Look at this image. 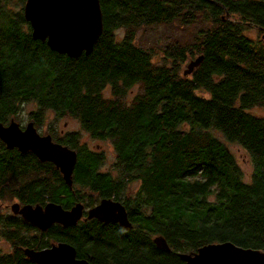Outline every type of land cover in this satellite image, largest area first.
<instances>
[{"label":"trees","instance_id":"16d2710c","mask_svg":"<svg viewBox=\"0 0 264 264\" xmlns=\"http://www.w3.org/2000/svg\"><path fill=\"white\" fill-rule=\"evenodd\" d=\"M29 1L0 0V121L29 101L36 124L45 111L72 116L94 139L111 141L119 171H101L103 154L67 133L57 141L77 153L69 188L53 164L4 152L0 140V191L14 187L20 200L63 207L82 197L81 188L98 191L124 204L132 226L91 218L38 236L22 218L0 215L1 235L12 243L0 264H36L23 247L58 241L90 264H188L183 255L228 241L264 252V114L252 110L264 108V40L244 34L248 25L264 28V0H98L100 32L91 51L76 56L32 37ZM173 23L196 27L194 41L165 47L164 61L155 63L135 36ZM188 55L202 60L181 73ZM214 132L250 155L247 181ZM29 174L35 178L23 181ZM136 180L138 189L127 194Z\"/></svg>","mask_w":264,"mask_h":264},{"label":"water","instance_id":"95a60500","mask_svg":"<svg viewBox=\"0 0 264 264\" xmlns=\"http://www.w3.org/2000/svg\"><path fill=\"white\" fill-rule=\"evenodd\" d=\"M30 1L27 15L32 25V37H46L50 49L76 56L81 51L89 53L101 28V12L98 0H33ZM30 17H29V13ZM261 39L264 40V28ZM202 55L190 60L184 73H190L199 65ZM0 140L6 148H18L20 152L31 150L40 161L52 162L62 174L64 182L72 187V172L77 160V153L68 145L54 142L50 134L40 135L34 122L30 120L21 128L11 118L7 125L0 122ZM83 205L75 203L69 209L59 203L47 202L44 206L18 203L11 205L14 214L46 230L53 222L63 227L74 226L82 217ZM97 218L104 222H118L123 227H131L127 212L122 203L102 199L88 210L87 218ZM154 242L158 248L168 251L165 240L157 236ZM25 255L36 264H90L84 258H78L75 247L58 241L48 247L34 250L24 249ZM188 264H264V252L243 248L232 242L213 243L198 249L194 256L183 255Z\"/></svg>","mask_w":264,"mask_h":264},{"label":"rangeland","instance_id":"374dc122","mask_svg":"<svg viewBox=\"0 0 264 264\" xmlns=\"http://www.w3.org/2000/svg\"><path fill=\"white\" fill-rule=\"evenodd\" d=\"M24 6H25L24 14L28 18L26 11L27 4H25ZM32 6H33V0H30V6H29L30 11ZM29 17H30V13H29ZM196 30L197 28L194 26L181 27L177 23H173L172 25L168 24L157 27H148V28L140 29L137 32L135 36V41L139 46L152 50L153 61L155 63H161L164 61V59L162 58L163 55L162 53L164 52L165 47L169 48L172 45H174V43H177L184 47L190 46L192 40L194 41L193 36H195ZM115 34L118 37L123 36L124 29H120L116 31ZM244 34L249 38H251L252 40L257 41V40H261L262 30L254 25H248L244 30ZM195 57H196L195 55L194 56L188 55L183 62L179 63V71L182 73L183 70L187 68V64L190 62V60H192ZM138 89H139L138 86H134L131 92L128 94L129 97ZM34 110H37L35 102L29 101V102L20 103L16 113L14 115L7 116L6 121L9 122V119L13 117L14 120L23 127L27 124L29 120H31V118H33L31 117L30 112ZM252 110L253 112L264 114L263 107L255 106L252 108ZM34 125L36 127V130L40 134L41 133L43 135L51 134L53 140L64 137L60 135V130H64L65 132L67 131L77 132L80 142L83 145H85L89 149H100L101 152L104 154L103 163L100 167V170L105 172L108 171L113 176L118 175L119 170L116 163L117 160L116 153L113 149L111 141L108 139H104V140L94 139L88 134V132L82 129L78 119L69 115L56 116L51 111H45L42 114L40 122L38 124H36L35 122ZM214 135H216L220 140H223L227 144V146L229 147V149L236 158L243 179L247 181L248 178H250L252 172V162L250 155L238 144L225 141L222 135L219 134L218 132H214ZM28 177L35 178V175H31V174L26 175V177L23 178V181H26ZM138 186H139V182L137 180L131 181V183L127 187L126 193L131 194L132 192H135L138 189ZM13 188L14 187L5 188L4 190L0 191V207H1L0 212L5 213L2 214L3 217L5 215L11 214L10 207L13 203L17 202V198L15 194L11 192V189ZM80 194L83 195L86 202L98 198L95 191L88 190L86 188H81ZM11 249H12V243L0 237V253H8L11 251ZM195 254H190V255L194 256Z\"/></svg>","mask_w":264,"mask_h":264},{"label":"flooded vegetation","instance_id":"af4514ba","mask_svg":"<svg viewBox=\"0 0 264 264\" xmlns=\"http://www.w3.org/2000/svg\"><path fill=\"white\" fill-rule=\"evenodd\" d=\"M30 25H31V22H30ZM31 29H32V25H31ZM11 118H13V117H11ZM10 118V119H11ZM10 119H9V121H10ZM31 120L35 123V120H34V118H31ZM30 121V120H29ZM28 121V122H29ZM0 122H2V121H0ZM3 124H5V125H7L9 122H7L6 120L4 121V122H2ZM18 123V122H17ZM19 124V123H18ZM20 125V124H19ZM35 126V125H34ZM20 127L21 128H24V126L22 127L21 125H20ZM36 128V127H35ZM38 132V131H37ZM71 131H67V132H65L64 130H60V135L61 136H65L67 133H70ZM39 133V132H38ZM40 134V133H39ZM40 135H43L42 133L40 134ZM51 135V134H50ZM52 137V136H51ZM53 140V139H52ZM54 142H58L57 141V139H54L53 140ZM59 143H61V142H59ZM5 145V144H4ZM6 147V146H5ZM2 151H4V152H6V151H13V152H16L17 154H21V155H23L25 158H27V159H30V160H32V162H36V160H38V162L40 161L39 159H38V157L36 156V154L34 153V152H32L31 150H28V151H26V152H20V150L18 149V148H8V149H1ZM75 150V149H74ZM89 150H91V151H93V152H95V153H97V154H100V153H102L101 152V150L100 149H89ZM76 151V150H75ZM103 154V153H102ZM101 156H103L104 157V154L103 155H101ZM40 162H48V161H40ZM49 163H51V164H53L52 162H49ZM54 165V164H53ZM55 166V165H54ZM101 167V166H100ZM56 168V167H55ZM57 169V168H56ZM57 171H58V173L62 176V174H61V172L59 171V169H57ZM41 175H42V173H41ZM5 179H6V176H5ZM96 194H97V196H98V198L97 199H93V200H89V201H85V198L83 197V195H81L82 197L81 198H79L78 200H74L73 201V203L72 204H70L68 207H63V208H65V209H69L71 206H73L75 203H77V202H80L82 205H83V209H82V217H81V219L79 220V221H89V220H92V219H95L96 221H98L99 223H103V224H108V225H117V226H120V227H123V226H121L118 222H104V221H100L99 219H97V218H87V215H88V210L89 209H91V208H93L94 206H96V205H98L99 203H100V201L102 200V199H110V200H113V201H119L118 199H116V197L115 196H103V195H100L99 194V192L97 191V192H95ZM47 202H55V201H52V200H45L43 203H40L39 201H37V202H31V201H25V200H20L19 198H17V202L16 203H18L19 204V206H23V205H26V204H31L32 206H35L36 204H39V205H42V206H44ZM120 203H122L121 201H119ZM55 203H59V202H55ZM60 204V203H59ZM123 204V203H122ZM124 205V204H123ZM125 207V206H124ZM1 208V207H0ZM10 209H11V207H10ZM125 209H126V207H125ZM126 212H127V210H126ZM1 213V212H0ZM2 214H5V213H1L0 215L1 216H3ZM9 215H11V216H13V217H18V218H22L21 217V215H19V214H14L13 212H12V210H11V214H9ZM9 215H5L4 217H6V216H9ZM0 216V217H1ZM127 217H128V215H127ZM23 219V218H22ZM24 220V219H23ZM128 220H129V218H128ZM25 221V220H24ZM27 222V221H26ZM129 222H130V220H129ZM28 224H30V225H32L33 226V233H39L38 234V236H40V233L42 234V233H44V231H46L48 228H50V227H52V226H54V225H61L60 223H58V222H53L46 230H40L38 227H36V226H34L33 224H31V223H29V222H27ZM131 223V222H130ZM131 226H132V223H131ZM5 227V222H3L2 220H0V237H2L3 239H5L2 235H1V231H2V229ZM124 228H131V227H124ZM7 241V240H6ZM51 243H53V242H51ZM50 243V244H51ZM45 247H48V246H44V247H42V248H45ZM25 248H30V249H34V250H39V249H42V248H40L39 247V245L37 244H35V246H25V247H23V250L25 249ZM11 252V251H10ZM10 252H8V253H10ZM8 253H1V254H8ZM25 254V253H24ZM26 256V255H25ZM78 257V256H77ZM78 258H81V257H78ZM84 259H86V258H84ZM87 260V259H86ZM88 261V260H87ZM89 262V261H88ZM90 263V262H89Z\"/></svg>","mask_w":264,"mask_h":264}]
</instances>
